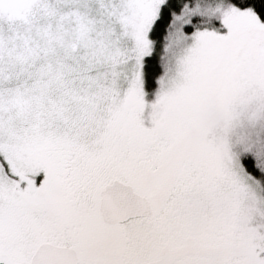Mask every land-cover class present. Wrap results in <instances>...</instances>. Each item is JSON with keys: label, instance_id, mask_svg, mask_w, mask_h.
Listing matches in <instances>:
<instances>
[{"label": "snow or ice", "instance_id": "6c2138e0", "mask_svg": "<svg viewBox=\"0 0 264 264\" xmlns=\"http://www.w3.org/2000/svg\"><path fill=\"white\" fill-rule=\"evenodd\" d=\"M0 264H264V0H0Z\"/></svg>", "mask_w": 264, "mask_h": 264}]
</instances>
